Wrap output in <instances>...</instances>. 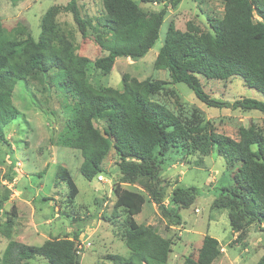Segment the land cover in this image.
Here are the masks:
<instances>
[{
    "label": "trees",
    "instance_id": "16d2710c",
    "mask_svg": "<svg viewBox=\"0 0 264 264\" xmlns=\"http://www.w3.org/2000/svg\"><path fill=\"white\" fill-rule=\"evenodd\" d=\"M140 2L163 3V8L146 15L134 0H101L103 13L97 18V25L103 33L96 40L107 54L97 58L93 66L103 75L111 72L118 58L136 61L147 54L159 38L168 5L175 7L181 0ZM222 2L223 17L208 20L209 33L190 22L184 31L170 23L154 60V70L167 71L170 84L187 86L206 107L257 111L264 115V0ZM61 9L71 14L79 34L85 38L86 23L76 0H69L63 8L48 10L41 19L36 42L6 38L0 18V119L17 118L19 113L12 104V94L19 82L42 77L54 68L60 74V86L75 100L74 117L65 126L60 143L80 152L79 171L88 182L101 176L102 162L111 150L118 159L121 182L129 184L137 177L152 176L160 159L173 148L215 151L232 171V184L222 189L216 205L232 210L229 222L233 231H242L253 223L264 224V133L255 126L240 127L238 140H234L207 128L208 122L184 123L151 99L169 84L162 80L138 81L123 75L121 90L94 88L87 78L90 60L76 54L75 47L56 34L54 18ZM256 17L258 21L254 20ZM231 77H239L262 100L214 99L205 93L200 82V78L225 81ZM95 121L104 122L102 131L95 127ZM56 177L67 185V204L72 205L78 189L70 172L59 166ZM113 194L111 217L117 219L120 213L124 217L120 236L130 254L128 258L111 255L107 260L111 264H166L171 242L155 228L134 220L145 203L143 195L119 184L113 188ZM161 195L157 191L152 195L153 203L159 207ZM195 198L194 188H175L170 203L185 209ZM1 205L0 201V211ZM13 223L11 216H7L0 227L1 234L8 239L0 264H30L36 257H42L45 264H80L74 240L49 239L39 246L25 245L9 240ZM220 253L218 241L205 236L197 257H187L182 264H212ZM259 263L264 264V255Z\"/></svg>",
    "mask_w": 264,
    "mask_h": 264
},
{
    "label": "rangeland",
    "instance_id": "374dc122",
    "mask_svg": "<svg viewBox=\"0 0 264 264\" xmlns=\"http://www.w3.org/2000/svg\"><path fill=\"white\" fill-rule=\"evenodd\" d=\"M69 0H0V18L4 35L10 40L36 42L40 35L41 19L54 8H63ZM146 15L158 13L163 3L150 4L134 0ZM169 0H162L168 2ZM80 15L85 20L87 35L79 34L70 13L60 10L55 18L57 36L86 57L89 83L96 89H122V76L138 81L162 80L169 83L164 91L151 99L164 105L184 123L196 120L209 123L207 128L238 140L240 127L255 126L264 133V115L257 111L209 108L200 103L185 85L170 84L167 71L154 70L153 63L163 44L166 29L172 23L184 31L188 22L202 32H211L208 20L221 19L222 0H181L168 5L160 28L159 38L142 58L132 61L116 59L111 72L103 75L93 62L107 54L97 44L96 37L103 30L97 18L103 13L101 0H76ZM258 21L256 17L254 19ZM42 77L19 82L12 94V104L18 111L14 120L0 119V227L7 216L14 223L9 240L29 246H39L49 239H72L76 243L80 264H111L108 256L128 258L130 252L121 240L124 217L112 219L115 201L113 188L137 191L145 198L137 224L150 226L171 242L166 264H182L187 257L195 259L205 236L219 243L220 255L212 264H262L264 255V224L253 223L234 232L229 222L230 208L216 205L222 189L232 184V171L226 160L215 151L208 153L173 148L152 176H140L134 183L121 182L113 150L102 162L103 173L88 182L80 173L82 162L78 150L61 145V135L74 117L75 100L60 86V74L53 68ZM207 95L221 101L239 98L262 100L254 89L245 87L239 77L225 81L200 78ZM95 127H105L95 121ZM59 166L66 168L78 189L72 205L67 204V185L57 179ZM175 188H194V203L180 209L170 203ZM160 192L162 205L152 201L153 192ZM8 239L0 232V256ZM30 264H45L42 257Z\"/></svg>",
    "mask_w": 264,
    "mask_h": 264
},
{
    "label": "built area",
    "instance_id": "2783aa9c",
    "mask_svg": "<svg viewBox=\"0 0 264 264\" xmlns=\"http://www.w3.org/2000/svg\"><path fill=\"white\" fill-rule=\"evenodd\" d=\"M99 178V177H98Z\"/></svg>",
    "mask_w": 264,
    "mask_h": 264
}]
</instances>
